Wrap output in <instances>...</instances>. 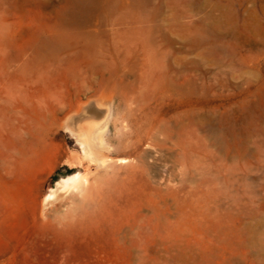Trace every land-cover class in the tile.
Instances as JSON below:
<instances>
[{"label": "rangeland", "instance_id": "374dc122", "mask_svg": "<svg viewBox=\"0 0 264 264\" xmlns=\"http://www.w3.org/2000/svg\"><path fill=\"white\" fill-rule=\"evenodd\" d=\"M0 264H264V0H0Z\"/></svg>", "mask_w": 264, "mask_h": 264}, {"label": "bare ground", "instance_id": "6f19581e", "mask_svg": "<svg viewBox=\"0 0 264 264\" xmlns=\"http://www.w3.org/2000/svg\"><path fill=\"white\" fill-rule=\"evenodd\" d=\"M104 111L97 109V108H92V107H88L87 109H84L83 117L87 119V122L85 121L86 123L83 124L81 127H78V128L75 127L76 131L74 133L76 134L77 139L79 143L81 144V147L83 148L85 153H90L94 142L101 143L102 141L101 136L105 128L104 120L106 119V116L108 113V110L105 112ZM77 120L80 121V119H77ZM77 120L75 122H78ZM82 121H84V119ZM80 177L81 176L79 174H75L59 182L57 189L53 190L46 197L45 201L49 202L53 198L56 199V198L63 197L68 191H70V189H74L78 186ZM138 258H140L139 260L143 261L145 259V256L144 254L141 253Z\"/></svg>", "mask_w": 264, "mask_h": 264}]
</instances>
